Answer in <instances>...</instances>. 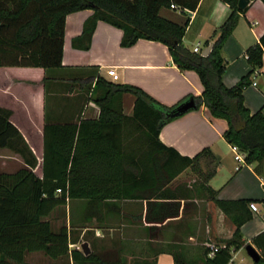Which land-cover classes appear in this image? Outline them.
<instances>
[{
  "label": "trees",
  "instance_id": "1",
  "mask_svg": "<svg viewBox=\"0 0 264 264\" xmlns=\"http://www.w3.org/2000/svg\"><path fill=\"white\" fill-rule=\"evenodd\" d=\"M200 1L0 0V68H40L46 72V83L50 71L63 68L67 16L92 10L94 14L84 24L83 39L88 44L83 49L90 47L97 24L105 22L123 32V48L139 40L166 45L174 64L182 71L196 72L204 87L201 96H188L169 107L138 87L106 81L95 69L88 81L95 82L99 119L46 122L42 154L30 147L12 121L14 112L0 107V150H10L25 162L16 172H0V264H23L30 253H43L53 260L70 258L72 264H115L101 254L86 256L81 250H71L69 228L53 229L48 217L68 201L77 200L86 201L95 214L122 201H147L146 221L163 224L180 216L182 201L202 196L236 226L233 238L224 243L226 248L214 258L208 257V251L204 264H228L232 248L245 245L241 229L252 220L248 207L256 201L218 200L209 182L220 163L211 150L184 157L159 138L165 125L186 114L178 112L180 106L193 100V110L205 106L212 117L228 123L225 140L238 147L246 156L245 163L255 165V172L264 179V114L261 110L251 113L244 101L252 75L263 67L264 35L246 51L251 70L235 86L227 87L222 50L249 9L240 11L239 0H221L232 12L214 34L211 53L204 57L184 46L189 19L178 23L161 15L162 10L193 12ZM210 45L208 42L207 47ZM125 94L136 98L132 116L123 113L121 98ZM205 158L207 166H213L206 184L175 185L181 174L195 170ZM263 263L264 259L258 262ZM176 264L185 263L176 257Z\"/></svg>",
  "mask_w": 264,
  "mask_h": 264
},
{
  "label": "crops",
  "instance_id": "2",
  "mask_svg": "<svg viewBox=\"0 0 264 264\" xmlns=\"http://www.w3.org/2000/svg\"><path fill=\"white\" fill-rule=\"evenodd\" d=\"M247 9L222 50L227 67L223 82L227 87L235 86L251 70L246 51L260 43L264 35V3L251 1ZM231 12V7L221 0H201L193 12L162 10L161 15L178 23L189 19L184 46L192 52L200 47L203 53ZM93 14L92 10H84L67 16L63 68L50 71L46 83V72L40 68H0V107L14 112L12 121L39 154L43 150L46 122L99 119L101 111L93 94L95 82L91 85L88 81L95 76V69L106 81L138 87L169 107L188 96L199 97L204 91L198 74L180 70L166 45L139 40L134 46L123 48V32L105 22L97 24L90 47L83 49L88 44L83 39L84 24ZM135 101L131 94L121 98L126 116L133 115ZM244 101L251 113L261 110L264 114V63L252 75ZM227 129L225 120L212 117L208 108L201 106L165 125L159 138L184 157L193 158L205 149L211 150L220 163L209 182L218 200L256 201L259 212L254 213L248 207L253 218L241 229L245 245L239 250L232 248L228 264H258L249 257L246 247L253 246L264 259V179L255 172V165L245 164L236 170L235 154L224 138ZM3 151L10 150H0ZM188 171L176 179L175 185L195 182L184 181ZM72 202L68 201L48 217L53 229L69 228L71 250L87 243L91 253L101 254L115 264H176V257L185 264H204L209 251L206 244H224L236 230L230 218L202 196L182 201L180 216L163 224L146 221L147 201H122L95 214L88 211L86 201L80 200L75 218L67 210ZM68 263L72 264L70 258L52 261V264Z\"/></svg>",
  "mask_w": 264,
  "mask_h": 264
},
{
  "label": "rangeland",
  "instance_id": "3",
  "mask_svg": "<svg viewBox=\"0 0 264 264\" xmlns=\"http://www.w3.org/2000/svg\"><path fill=\"white\" fill-rule=\"evenodd\" d=\"M208 161L209 160L207 158L202 159L201 162L197 164L195 170H190L188 173H186L184 181H195L197 184H206L208 177L213 170V166L212 168L207 166ZM24 166L25 162L20 155L10 151L0 152V172L13 173ZM191 183L194 184L193 182ZM78 201L80 200L73 201L72 205L67 208L68 214L69 216H72V218H75L78 215V211L76 210V207L79 203ZM52 261L53 259L46 257L43 253H30L26 255L23 264H52Z\"/></svg>",
  "mask_w": 264,
  "mask_h": 264
},
{
  "label": "water",
  "instance_id": "4",
  "mask_svg": "<svg viewBox=\"0 0 264 264\" xmlns=\"http://www.w3.org/2000/svg\"><path fill=\"white\" fill-rule=\"evenodd\" d=\"M250 3H251V0H239V2H238L239 10L245 11L248 8V6L250 5ZM212 49H213V44H211L208 48H206L203 51L202 56H204V57L208 56L211 53ZM193 109H196V103L193 100H190V101L184 103L182 106H180V108L178 109V112L179 113H187ZM81 248H82L83 253L86 256L91 254V250H90L87 243H84ZM246 252L249 255V257L255 263H258L260 261L261 256L253 246H251V245L247 246Z\"/></svg>",
  "mask_w": 264,
  "mask_h": 264
},
{
  "label": "built area",
  "instance_id": "5",
  "mask_svg": "<svg viewBox=\"0 0 264 264\" xmlns=\"http://www.w3.org/2000/svg\"><path fill=\"white\" fill-rule=\"evenodd\" d=\"M174 8V7H172ZM194 53L197 54H202V49L200 47H196L193 50ZM254 85H256V83H253ZM232 150L235 154V160L238 163L236 170H239L243 165H245V154L243 152L240 151V149L236 146H232ZM61 193V190H58V194ZM249 208L252 212L254 213H258L259 212V208L256 202H252L249 205ZM207 248L209 249V253H208V257L209 258H214L216 253L220 250V249H225L226 245L225 244H218V243H214V242H210L206 244ZM82 246H77L78 250L82 251Z\"/></svg>",
  "mask_w": 264,
  "mask_h": 264
}]
</instances>
